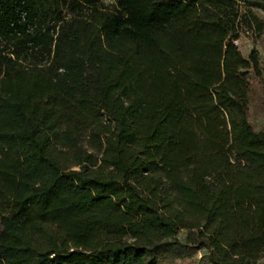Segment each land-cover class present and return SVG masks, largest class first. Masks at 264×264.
<instances>
[{"label":"trees","instance_id":"16d2710c","mask_svg":"<svg viewBox=\"0 0 264 264\" xmlns=\"http://www.w3.org/2000/svg\"><path fill=\"white\" fill-rule=\"evenodd\" d=\"M264 0H0V264L264 255ZM260 119L258 126L250 118Z\"/></svg>","mask_w":264,"mask_h":264},{"label":"rangeland","instance_id":"374dc122","mask_svg":"<svg viewBox=\"0 0 264 264\" xmlns=\"http://www.w3.org/2000/svg\"><path fill=\"white\" fill-rule=\"evenodd\" d=\"M113 0H105L111 3ZM264 21V13H259ZM241 52L246 55L251 48L257 51L264 77V29L263 32L253 39L249 33L242 31L235 41ZM250 121L258 126L260 119L250 118ZM177 243L165 247L162 253L163 264H210L207 259V250L198 243L195 230L181 229L176 235ZM256 264H264V255L256 260Z\"/></svg>","mask_w":264,"mask_h":264}]
</instances>
